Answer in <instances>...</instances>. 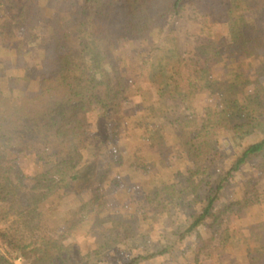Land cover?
Wrapping results in <instances>:
<instances>
[{"label": "trees", "instance_id": "1", "mask_svg": "<svg viewBox=\"0 0 264 264\" xmlns=\"http://www.w3.org/2000/svg\"><path fill=\"white\" fill-rule=\"evenodd\" d=\"M55 1L51 12L43 0H0V13L11 16L10 24L0 26V38L21 33L15 37V47L0 43L1 49L15 52L13 60L0 57V65L12 71L0 76V203H6L3 214L13 218L0 227V264H15L19 258L25 264H95L79 255L70 242L77 229L90 222L82 211L98 209L93 221H104L100 189L109 170H95L89 178L80 174L87 167L82 161L88 151L92 113L102 107L104 113L120 114L128 102L129 87L115 55L119 40L147 37L170 16L180 15L187 4L204 19L197 47L199 60L214 56L225 60L227 77L212 79L226 90L223 97H239L250 87L252 91L243 100L229 98L219 108L207 107L201 117L183 118L180 123L191 130L182 145L191 161L187 180L170 189L150 190L147 201L170 213L185 194L199 190L209 179L218 134L227 131L240 140V150L185 233L205 224L220 225L224 212L218 208V200L224 183L246 166L264 172V24L246 14L257 9L264 12V0ZM219 25L227 26V32ZM32 50L38 51L36 65L28 61ZM164 51L152 64V83L163 102L185 100L190 97V87L185 85L183 61L175 48ZM257 131L259 139L243 143ZM113 140L114 135L108 136L97 141L98 146L105 150ZM23 158H31L29 175L21 163ZM25 176L31 184L28 190ZM80 181L89 182L90 188L97 181L99 186L90 198L80 201L79 210L66 219L62 232L41 230L39 216L45 213V206L53 201L63 203L69 191L78 199ZM242 201L225 208L232 210L243 205ZM256 227L260 232L254 233ZM249 228L248 238L240 232L235 245L248 264H257L264 259V222ZM153 256L137 255L126 264H139Z\"/></svg>", "mask_w": 264, "mask_h": 264}, {"label": "rangeland", "instance_id": "2", "mask_svg": "<svg viewBox=\"0 0 264 264\" xmlns=\"http://www.w3.org/2000/svg\"><path fill=\"white\" fill-rule=\"evenodd\" d=\"M43 2L51 12L57 5L55 0ZM246 14L250 19L258 20L259 25L264 24L262 10ZM9 19L11 16L0 13V26L10 24ZM203 23L204 19L197 15L194 7L187 4L180 15L170 16L163 26L147 37L124 38L118 42L115 55L129 87L128 102H124V110L120 114L104 113L102 107L92 113L91 134L86 140L88 151H85L82 161L87 167L80 173L81 177L89 178L95 170H109L100 189L105 201L100 209L104 221L102 224L93 221L98 209L90 213L82 211L81 215L88 214L90 222L77 229L70 239L79 255L95 264H126L137 255L150 254L154 256L139 264H248L235 244L240 232L248 238L250 225L264 222V172L255 167H244L224 183L218 200V208L224 212L220 225L205 224L185 233L192 217L201 211L208 193L230 168L234 154L240 150V140L233 139L227 131L222 130L218 134V147L211 159L209 179L199 190L185 194L179 206L173 207L170 213L163 212L161 207L156 209L147 201L150 190L170 189L187 180L191 161L182 145L191 130L180 123L183 118L186 115L201 117L207 107L219 108L229 98L243 100L252 91L250 87L239 93V97H223L226 90L218 88L212 79H223L226 75L225 60L214 56L204 61L197 56ZM218 28L227 32V26L219 25ZM15 33V37L21 36L19 31ZM15 37L2 36L0 43L5 41L15 47ZM166 47L175 48L183 61L185 85L190 87V97L185 100L163 102L152 83L150 74L155 69L152 64ZM30 55L33 58L27 56L29 63L36 65L38 51L32 50ZM0 57L13 60L15 52L11 48H0ZM11 72L0 65V76ZM208 81L211 86H208ZM257 133L260 132L243 143L259 139L261 135ZM113 135L111 147L102 150L98 142ZM72 143L76 145V139ZM30 159H21L27 175L31 171L27 165ZM25 180L28 190L31 184L28 177L25 176ZM88 183L80 181L77 189L81 190V195L78 199L73 191H69L63 196V203L53 201L47 204L45 213L39 216L40 229L62 232L66 219L76 209L79 210L80 201L90 198L99 186L97 181L91 188ZM240 200H244L243 205H236L232 210L225 208L229 203ZM5 205L0 203V227L13 221L12 216L3 214ZM255 232H260V229L256 227ZM160 251L164 253L159 254ZM257 254L253 251V255ZM14 263L25 264L20 259ZM256 263L264 264V259Z\"/></svg>", "mask_w": 264, "mask_h": 264}, {"label": "built area", "instance_id": "3", "mask_svg": "<svg viewBox=\"0 0 264 264\" xmlns=\"http://www.w3.org/2000/svg\"><path fill=\"white\" fill-rule=\"evenodd\" d=\"M20 260H22L21 258H19Z\"/></svg>", "mask_w": 264, "mask_h": 264}]
</instances>
